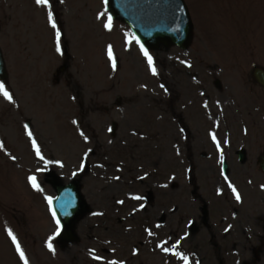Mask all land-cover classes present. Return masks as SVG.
Here are the masks:
<instances>
[{"label":"rangeland","instance_id":"1","mask_svg":"<svg viewBox=\"0 0 264 264\" xmlns=\"http://www.w3.org/2000/svg\"><path fill=\"white\" fill-rule=\"evenodd\" d=\"M183 1L192 43L148 52L153 75L125 25L104 27V0H0L12 96L0 95V264H24L17 244L28 264H185L174 252L264 264V89L251 76L264 69V0ZM49 173L77 180L89 206L75 243L56 236Z\"/></svg>","mask_w":264,"mask_h":264},{"label":"water","instance_id":"2","mask_svg":"<svg viewBox=\"0 0 264 264\" xmlns=\"http://www.w3.org/2000/svg\"><path fill=\"white\" fill-rule=\"evenodd\" d=\"M107 9L111 17L125 23L134 38L147 50H156L160 45H175L185 49L189 43L191 25L187 11L181 0H108ZM7 77L0 52V80ZM255 79L264 87V75L256 72ZM243 159V157L241 156ZM260 169L264 173V158L260 159ZM49 184L56 192L52 209L63 227L60 239L68 243L75 240L73 228L80 217L88 213L77 182L63 186L52 176ZM71 201V205L61 208V204Z\"/></svg>","mask_w":264,"mask_h":264},{"label":"snow or ice","instance_id":"3","mask_svg":"<svg viewBox=\"0 0 264 264\" xmlns=\"http://www.w3.org/2000/svg\"><path fill=\"white\" fill-rule=\"evenodd\" d=\"M35 3L37 5H41V6H45V7H49V3H48V0H35ZM104 3L107 4L108 3V0H104ZM105 13L102 12L99 14V16L97 17L98 19L101 18V17H104ZM47 16H48V21L50 22L51 24V27L52 29L56 30L55 32V35H56V40H57V51H60V47H59V40H60V31L57 29V23L56 21L53 19V15H52V12L49 11L47 13ZM107 20H108V23L104 25L105 28H107L108 30H111V20H112V17L111 16H108L107 17ZM137 43H139V41H137ZM141 51L143 53V55L145 56V58L147 59L148 61V65L152 71V74L153 75H156V70H155V67H153V60H152V57L148 54L147 50L144 49L143 45H141ZM108 56H109V59L112 60V66L113 68L115 69L116 67V63H115V59L113 57V54H112V49L111 47H109L108 49ZM161 87H163V85H161ZM0 95H3V97L8 100L9 102L12 101V96L11 94L5 89L4 85L3 84H0ZM29 137H31V133L29 132ZM213 140L215 141V136L213 135ZM33 146L35 147V141L33 140ZM219 147V145H217ZM4 148V145L2 143H0V150H3ZM36 155L37 157L40 159V160H44V157L40 154V150L39 148H36ZM13 160H15V157L13 156L12 157ZM63 166V165H61ZM29 182L31 183L32 187L36 190V191H41V188L39 186V184L37 183L36 181V177L32 176V177H29ZM233 193H236V190L233 188ZM45 199L48 201V204H49V208L50 210L52 211V216H53V219L56 220V224H57V231H56V236H59L60 235V227H59V220L56 218V211L54 209L51 208V205H52V198L51 197H45ZM135 199H140V197H135ZM236 199L239 201L240 200V196L238 193H236ZM71 205V201H67L66 203L64 204H61V208H66L68 206ZM151 234V233H150ZM9 236L12 237V241L13 243L15 244L16 243V238L15 236L12 235L11 232H9ZM55 237H53L54 239ZM48 249L49 251H54L53 247H52V244L51 242L48 243ZM16 250L19 252L20 254V259L24 261V264H28V261L27 259L25 258V255L23 253V251L20 250V247L19 245L17 244L16 245ZM163 250L165 252H168L169 250L167 248H163ZM173 255L179 257L181 260H183L185 262V264H187V261H188V258L184 255H182L181 253L179 252H174L172 253ZM94 259H100V257H93ZM109 264H116V261H110Z\"/></svg>","mask_w":264,"mask_h":264}]
</instances>
